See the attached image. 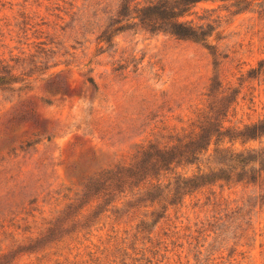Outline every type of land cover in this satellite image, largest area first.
<instances>
[{
    "label": "rangeland",
    "instance_id": "obj_1",
    "mask_svg": "<svg viewBox=\"0 0 264 264\" xmlns=\"http://www.w3.org/2000/svg\"><path fill=\"white\" fill-rule=\"evenodd\" d=\"M121 6L0 0V75L14 78L0 86V264H264L256 187L165 196L177 176L215 166V150L264 147V137L230 140L264 121V0L195 4L184 20L208 32L198 42L139 25L114 31L127 24H113ZM207 119L229 133L191 164L176 158L158 175L86 190L141 148L189 141Z\"/></svg>",
    "mask_w": 264,
    "mask_h": 264
},
{
    "label": "trees",
    "instance_id": "obj_2",
    "mask_svg": "<svg viewBox=\"0 0 264 264\" xmlns=\"http://www.w3.org/2000/svg\"><path fill=\"white\" fill-rule=\"evenodd\" d=\"M201 1L153 0L143 6L138 4L131 6L130 1L122 0L121 9L117 12V18H122L115 20L113 24H119L123 20L127 24L116 27L114 31L120 32L131 24V26L139 25L150 33H164L178 39L192 40L194 42L204 41L209 37L208 32L204 31L202 27L194 26L191 22L184 20L188 16L189 10ZM109 31L110 29H106L103 32L100 36V42L104 41V37L108 38ZM13 80V76L8 73L3 76L0 75V86L8 85ZM90 83L96 90L94 83L92 81ZM57 87L63 93L66 92L64 87ZM222 107L215 111L217 117L221 114ZM204 123V125L199 126V132L193 134L189 141L184 137L177 140L178 145L173 147L150 144L146 148H141L132 166L129 165L127 168L118 167L116 170L103 172L86 185V190L88 192L95 191L97 189L96 186L105 185L112 178H116L117 182H121L120 180L123 177L141 181L148 175V171L158 175L156 171H160L163 167L170 165L176 158L185 157L187 158L186 163L191 164L192 160H197L200 155L206 152L213 135H216L219 139L221 136L226 137L225 134L229 133L228 131L223 133L221 131L223 129L221 123L216 122V120L207 119ZM261 137H264V121L245 127L242 131L231 136L230 140L240 139L244 142L257 140ZM212 159L215 166L208 167L206 172L198 170L196 174L189 177L184 175L177 176L173 182V188L168 189L165 196L171 197L172 201H177L179 197L182 198L181 196L189 193L191 188L198 189L221 182L256 187L260 196L264 198V147L259 150L248 151L223 148L215 150ZM169 186L170 184H168ZM151 190H155L154 192L160 190L159 180H156L154 184H150L146 195L151 196Z\"/></svg>",
    "mask_w": 264,
    "mask_h": 264
}]
</instances>
